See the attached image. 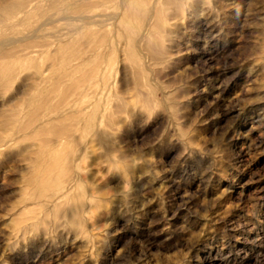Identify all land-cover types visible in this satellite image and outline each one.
<instances>
[{
	"label": "rangeland",
	"instance_id": "1",
	"mask_svg": "<svg viewBox=\"0 0 264 264\" xmlns=\"http://www.w3.org/2000/svg\"><path fill=\"white\" fill-rule=\"evenodd\" d=\"M52 1V21L26 44L0 45V55L20 48L0 57V137L9 139L0 153V264H209L212 247L223 264H264V240H255L264 223V0H187L166 20L156 56L142 50L143 19L119 0L86 10V0ZM74 12L103 15L77 29ZM115 26L112 82L95 98L106 113L113 102L128 105L112 126L101 122L108 131L87 134L91 211L76 226L39 213L24 232L16 220L23 154L56 153L57 142L21 125L23 109L50 85L59 43L77 50L74 76H90L97 57L85 50ZM31 48L34 57L24 53Z\"/></svg>",
	"mask_w": 264,
	"mask_h": 264
},
{
	"label": "bare ground",
	"instance_id": "2",
	"mask_svg": "<svg viewBox=\"0 0 264 264\" xmlns=\"http://www.w3.org/2000/svg\"><path fill=\"white\" fill-rule=\"evenodd\" d=\"M104 1L106 0H86L81 8L86 10ZM186 2L187 0H119V5L121 8L127 5L131 12L143 19L144 27L140 33L142 50L156 56L164 50L162 38L167 31L166 20L172 13L183 9ZM52 4V0H0V27L8 30V34L0 38V45L26 44L36 35L35 31L52 21L49 13ZM120 14L121 12L116 13L112 18L117 19ZM102 15L100 12H74L67 17L82 21L76 26L79 29L91 22L99 23ZM114 30L106 43L102 41L104 36L101 35L100 39L87 46L85 51H92L89 55L97 57L90 76H74L79 65L76 63L77 50L65 51L62 43H59L50 63L54 70L50 85L45 88L37 87L36 95L30 97L23 109L27 116L21 125L31 126V133L35 135L47 134L49 138L43 143L57 142L49 147V151L54 148L56 153L23 154L26 165L19 187V212L16 220L24 232L28 231L37 218H41L37 216L39 213L43 214L44 220L52 219L55 224L68 223L76 226L82 225L91 211L95 195L88 189V181L83 174L87 165L84 153L87 134L96 136L108 131L102 127L101 122L108 120L110 122L107 125L112 126L113 112L122 111L128 105L126 99L113 102L114 110L106 113L103 106L105 100L102 102L95 98L100 87L104 88L112 82L109 81V76L114 46L112 36L116 37V26ZM129 40L127 52L133 61H137L140 56L133 43L134 36L131 35ZM17 47L13 45L5 49L0 57L19 52L20 48ZM37 52L39 50L31 48L24 53L34 57ZM39 78H46L43 71ZM72 108L74 109L71 110ZM67 118L72 120L60 126L52 124L54 120ZM8 141L9 139L0 137V153L9 146ZM81 188L84 193L80 192ZM255 240H264V223L257 227ZM209 254H212L209 264H223L224 261L217 257V247H212Z\"/></svg>",
	"mask_w": 264,
	"mask_h": 264
}]
</instances>
